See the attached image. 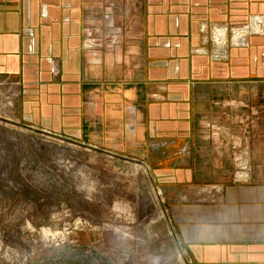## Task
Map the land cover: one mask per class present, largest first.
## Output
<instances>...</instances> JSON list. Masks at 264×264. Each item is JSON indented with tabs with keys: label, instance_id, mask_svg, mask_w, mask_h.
I'll list each match as a JSON object with an SVG mask.
<instances>
[{
	"label": "crops",
	"instance_id": "obj_1",
	"mask_svg": "<svg viewBox=\"0 0 264 264\" xmlns=\"http://www.w3.org/2000/svg\"><path fill=\"white\" fill-rule=\"evenodd\" d=\"M110 1L126 16L114 56L85 41ZM263 16L264 0H0V79L21 85V123L154 168L195 264H264V114L248 137L240 124L264 112L262 20L234 40ZM208 185L223 194L206 203Z\"/></svg>",
	"mask_w": 264,
	"mask_h": 264
},
{
	"label": "rangeland",
	"instance_id": "obj_2",
	"mask_svg": "<svg viewBox=\"0 0 264 264\" xmlns=\"http://www.w3.org/2000/svg\"><path fill=\"white\" fill-rule=\"evenodd\" d=\"M125 19L123 3L120 10L112 1L92 10L88 51L114 56L127 35ZM3 83L0 117L21 123V85ZM263 114L240 120L247 137ZM234 152V176L242 179L238 164L249 162L239 147ZM147 167L0 119V264H195L177 237L155 169ZM222 194L218 185L197 191L206 203Z\"/></svg>",
	"mask_w": 264,
	"mask_h": 264
},
{
	"label": "water",
	"instance_id": "obj_3",
	"mask_svg": "<svg viewBox=\"0 0 264 264\" xmlns=\"http://www.w3.org/2000/svg\"><path fill=\"white\" fill-rule=\"evenodd\" d=\"M0 119L2 121H4V122H7V123H10V124L25 128V129L33 131V132L40 133V134H43V135H46V136H50V137H53V138H56V139H59V140H62V141L77 145V146H80V147H84V148H87L89 150H93V151H96V152H100V153H103V154H106V155H109V156H112V157L121 158V159H124V160H127V161H131V162H139L137 160L130 159V158H127V157H123L121 155H117V154L109 152V151H104V150H101V149H98V148H95V147H90V146L85 145L83 143H80L78 141H74V140H71V139H68V138H65V137H61L59 135H56V134H53V133H49L47 131H43V130H40L38 128L32 127V126H28V125H25L23 123H18V122H15L13 120L1 118V117H0ZM145 166L147 167V165H145Z\"/></svg>",
	"mask_w": 264,
	"mask_h": 264
},
{
	"label": "bare ground",
	"instance_id": "obj_4",
	"mask_svg": "<svg viewBox=\"0 0 264 264\" xmlns=\"http://www.w3.org/2000/svg\"><path fill=\"white\" fill-rule=\"evenodd\" d=\"M261 20H263L261 17H257L256 21L253 22V26H251V27H249L247 29L246 28H244V29H236L235 34H234V40L237 41V42H240V40L244 37V35L246 33H249V31L260 32L261 28H260V24H259L258 21H261ZM216 38H217V41L219 43H224L225 31L222 30V29H218V31L216 32Z\"/></svg>",
	"mask_w": 264,
	"mask_h": 264
},
{
	"label": "built area",
	"instance_id": "obj_5",
	"mask_svg": "<svg viewBox=\"0 0 264 264\" xmlns=\"http://www.w3.org/2000/svg\"><path fill=\"white\" fill-rule=\"evenodd\" d=\"M253 21V20H252ZM252 21L248 24V25H245V26H243L242 28H249V26L251 25V23H252ZM261 25H262V34H264V16H263V20L261 21V23H260ZM246 42H243L242 43V46H248V44L246 43ZM3 81H5V85H7L8 86V80L7 79H3V80H1L0 79V86L2 85V84H4L3 83ZM6 86V87H7ZM248 150H249V146H246V148H245V155H248ZM242 157L243 156H239V155H237L236 156V160L238 161V163L241 161V159H242ZM238 166L240 167V169H241V174H240V177L242 178V179H244V178H248V170H249V166H248V163L246 162V160L244 161V162H240L239 164H238ZM209 189H213V190H217L218 188L217 187H211V188H209Z\"/></svg>",
	"mask_w": 264,
	"mask_h": 264
}]
</instances>
